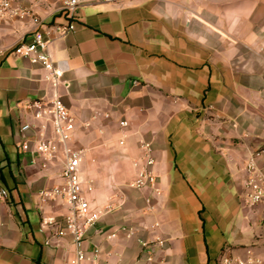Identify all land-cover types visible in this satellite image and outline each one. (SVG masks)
<instances>
[{"label": "crops", "instance_id": "crops-1", "mask_svg": "<svg viewBox=\"0 0 264 264\" xmlns=\"http://www.w3.org/2000/svg\"><path fill=\"white\" fill-rule=\"evenodd\" d=\"M13 3L43 22L0 21V264L74 259L73 235L58 234L67 203L40 196L63 182L65 153L43 165L26 107L56 96L76 117L70 144L84 149L92 208L114 205L87 231L84 249L99 256L83 264H219L225 253L264 264V201L244 200L248 164L264 171V0H84L74 19L57 0ZM38 29L63 71L57 85L11 52ZM143 142L155 180L135 188Z\"/></svg>", "mask_w": 264, "mask_h": 264}, {"label": "built area", "instance_id": "built-area-1", "mask_svg": "<svg viewBox=\"0 0 264 264\" xmlns=\"http://www.w3.org/2000/svg\"><path fill=\"white\" fill-rule=\"evenodd\" d=\"M45 1V0H37ZM59 11L74 19L77 8L84 0H57ZM107 3H119L123 0H101ZM9 16L19 18L31 17L37 24L43 22L40 15L33 11L31 7L14 5L13 0H0V21ZM75 29V22L71 21L64 27V32ZM12 53L28 57L34 63H41L50 72V78L54 85L61 80L63 71L58 68L49 51V40L45 37L41 29L36 30L32 38L28 41H21L15 44ZM26 107L33 112L34 117L40 120L38 129V140L36 152L44 159L43 165H47L49 160L57 156L61 148L65 153L64 165L61 173L63 182L51 187L43 188L40 196L44 200L62 198L68 205V212L65 216V224L59 229L58 234L71 233L74 238V259L71 264H83L86 260L96 259L99 256V249H95L90 256L84 249L87 231L96 225L101 217L111 212L114 208L112 203L92 208L87 192L94 189L92 179H84L82 176V161L84 149L71 146L70 142L76 128V117L70 112L64 102L57 96L50 99H35L26 104ZM122 126L128 124L127 120H122ZM34 125L25 123L21 126L24 139L21 147L23 150H30V140L26 131L32 129ZM48 128H51L52 136L47 135ZM142 161L139 163L136 177L129 183L135 188H144L151 185L155 180L152 166L155 162L152 146L148 142H143ZM264 153V148L257 152V155ZM251 175L246 180L245 202L256 204L264 201V171L259 168L253 160L248 164ZM0 193L7 195L5 188L0 189ZM261 259L255 256L244 258L239 255L225 253L221 256L219 264H259Z\"/></svg>", "mask_w": 264, "mask_h": 264}, {"label": "water", "instance_id": "water-1", "mask_svg": "<svg viewBox=\"0 0 264 264\" xmlns=\"http://www.w3.org/2000/svg\"><path fill=\"white\" fill-rule=\"evenodd\" d=\"M186 119H187L189 125H191V126L196 125L198 123V121H199L197 118H193V117H191V118L190 117H186Z\"/></svg>", "mask_w": 264, "mask_h": 264}]
</instances>
